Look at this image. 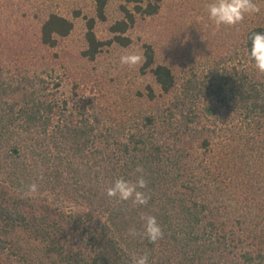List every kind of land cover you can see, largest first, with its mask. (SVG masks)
Here are the masks:
<instances>
[{"label":"trees","instance_id":"obj_1","mask_svg":"<svg viewBox=\"0 0 264 264\" xmlns=\"http://www.w3.org/2000/svg\"><path fill=\"white\" fill-rule=\"evenodd\" d=\"M109 1L92 0L83 63L128 47L137 16H155L162 2L121 0L122 19L102 41L94 25ZM73 29L49 14L38 45L51 57L0 67V264H134L142 254L149 264H264V74L247 55L264 28L244 29L239 66L219 58L183 78L146 44L139 70L152 83L110 102L80 94L89 73L54 52ZM137 167L147 205L108 198ZM142 215L162 228L155 244L128 236L142 231Z\"/></svg>","mask_w":264,"mask_h":264},{"label":"rangeland","instance_id":"obj_2","mask_svg":"<svg viewBox=\"0 0 264 264\" xmlns=\"http://www.w3.org/2000/svg\"><path fill=\"white\" fill-rule=\"evenodd\" d=\"M211 2L213 0H162L155 16H137L136 23L125 35L131 40L128 47L112 44L104 48L94 62L87 64L79 61L77 54L85 46L86 21L95 17L92 0H0V67L8 70L25 66L37 53L51 57L53 52H41L38 45L41 23L51 13L73 22L71 35L61 40L54 52L69 57V66L74 63L77 71L89 73L86 81L90 82L83 84L80 91L85 96L95 95L110 102L131 89L152 83L149 74L139 70L142 62L135 66L120 64L122 55L141 54L146 44L154 47L156 60L171 67L179 78L193 73L199 75L207 64L210 66L219 58L225 61L224 67L239 66L244 61L241 52L244 29L264 28V0H254L252 3L260 11L246 14L241 23L231 27H217L208 20L207 6ZM123 5L121 0L108 2L105 21H96L94 25L99 40L111 38L109 27L122 19ZM27 54L28 59L24 61L22 56Z\"/></svg>","mask_w":264,"mask_h":264},{"label":"clouds","instance_id":"obj_3","mask_svg":"<svg viewBox=\"0 0 264 264\" xmlns=\"http://www.w3.org/2000/svg\"><path fill=\"white\" fill-rule=\"evenodd\" d=\"M260 9L252 3V0H213L207 6V18L217 27L235 26L245 19L246 14H254ZM250 46L247 55L254 69L259 74H264V32H253L249 37ZM143 60L141 54H128L120 57L121 65L135 66ZM135 180L116 178L106 189V195L116 202H129L133 205L143 207L147 205L149 197L145 193L147 183L143 174V169H135ZM36 185L29 187V192H36ZM142 231H137L135 227L128 230V236L135 239H146L149 243L155 244L164 236L162 228L153 215H142ZM134 264H149V257L146 254L134 258Z\"/></svg>","mask_w":264,"mask_h":264}]
</instances>
